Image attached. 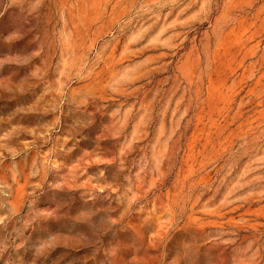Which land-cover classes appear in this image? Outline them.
Returning <instances> with one entry per match:
<instances>
[{
  "label": "rangeland",
  "instance_id": "1",
  "mask_svg": "<svg viewBox=\"0 0 264 264\" xmlns=\"http://www.w3.org/2000/svg\"><path fill=\"white\" fill-rule=\"evenodd\" d=\"M0 264H264V0H0Z\"/></svg>",
  "mask_w": 264,
  "mask_h": 264
}]
</instances>
